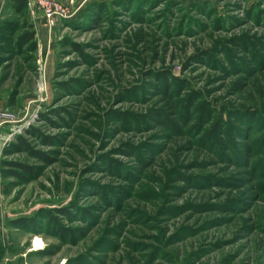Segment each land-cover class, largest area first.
<instances>
[{
  "label": "rangeland",
  "instance_id": "obj_1",
  "mask_svg": "<svg viewBox=\"0 0 264 264\" xmlns=\"http://www.w3.org/2000/svg\"><path fill=\"white\" fill-rule=\"evenodd\" d=\"M55 1L69 19L46 48L29 9L0 39V112L17 122L0 209L37 230L11 233L14 253L264 264V0ZM23 26H35V50H18ZM18 136L45 160L14 148Z\"/></svg>",
  "mask_w": 264,
  "mask_h": 264
},
{
  "label": "trees",
  "instance_id": "obj_2",
  "mask_svg": "<svg viewBox=\"0 0 264 264\" xmlns=\"http://www.w3.org/2000/svg\"><path fill=\"white\" fill-rule=\"evenodd\" d=\"M197 5V4H196ZM106 5H101L99 6V11L100 10H104ZM254 7L257 6L256 4L253 5ZM252 6V7H253ZM251 8H249V11H251ZM5 9H10V11L12 13H15L17 15H23L25 14V12L29 9L28 6V0H8L5 6ZM255 9V8H254ZM30 10V9H29ZM12 22L10 21H3L0 24V39H1V33L8 31V30H16V31H20V29H22V27H20L17 23L11 25ZM26 28L27 31L24 32L23 34H21L18 39H17V48L18 50H22L24 47L29 46L31 49H36L38 46L37 43V30L35 31V26H31V27H26L23 26V28ZM24 28V29H25ZM57 116H59V114L56 113ZM230 121V119H228V122ZM160 123H162L161 121H159ZM219 122L223 125H226L228 122H225L223 119V116H219ZM24 135L28 136V137H40L39 135V131L33 128H30L29 130L24 132ZM16 141L18 142L14 148H16L17 150L22 149L24 151H27L29 154L35 155L37 156L39 159L45 160L44 155H42L41 153H34L33 150L31 149V146L28 142V140H26L25 136H18L16 137ZM21 169L27 170V168H25L24 166H18ZM12 175L15 176H19L18 174H14V173H10ZM61 214L63 215H68L65 211L60 210ZM51 214V213H50ZM51 216V215H50ZM51 220H49L50 224L51 222L56 225L57 222L55 220V218L50 217ZM36 223L35 221H33V219H18V220H12L11 222H9V226L14 228V229H18V230H23V231H29L31 233H37V230H33L35 227ZM57 228H60V232L62 233H67L69 231L63 229L62 227H60L58 224L56 225ZM31 229V230H29ZM61 234V233H60ZM40 254L42 255H48L45 251L40 252Z\"/></svg>",
  "mask_w": 264,
  "mask_h": 264
},
{
  "label": "crops",
  "instance_id": "obj_3",
  "mask_svg": "<svg viewBox=\"0 0 264 264\" xmlns=\"http://www.w3.org/2000/svg\"><path fill=\"white\" fill-rule=\"evenodd\" d=\"M7 1L8 0H5V2H3V0H0V5L2 7H5ZM5 11L6 12L3 14V16H1V19L4 20L0 21V24L3 21H5V19H7L10 15H12L10 9H5ZM35 11L36 12L34 13V21L38 32V37L40 39V45L44 49V47L46 48V45L48 44V38L50 36V32L45 27V19L43 14L39 10H35ZM9 129H11V127L9 126H5L2 129H0V154L5 145L4 143L5 138L11 131ZM0 181H1V173H0ZM16 232L19 231L10 227L8 223H6V221L4 220L3 212L0 209V264H15V261H17L18 259H21L20 264H23V261L24 264H28L27 263L28 257L32 253H35V251H37L33 249V252L30 251L31 253L27 252L20 255L15 254L12 247L13 245L11 243V233H16Z\"/></svg>",
  "mask_w": 264,
  "mask_h": 264
},
{
  "label": "built area",
  "instance_id": "obj_4",
  "mask_svg": "<svg viewBox=\"0 0 264 264\" xmlns=\"http://www.w3.org/2000/svg\"><path fill=\"white\" fill-rule=\"evenodd\" d=\"M3 2H5V0H3ZM28 6L32 12L39 10L43 14L45 27L49 30L50 34H52L57 23L69 19L67 9L55 0H28ZM16 123L15 118H13L9 113L0 112V129ZM12 129L11 132H14ZM12 136L13 134L9 135V137Z\"/></svg>",
  "mask_w": 264,
  "mask_h": 264
},
{
  "label": "bare ground",
  "instance_id": "obj_5",
  "mask_svg": "<svg viewBox=\"0 0 264 264\" xmlns=\"http://www.w3.org/2000/svg\"><path fill=\"white\" fill-rule=\"evenodd\" d=\"M43 247V242L40 239H36L34 242V248L35 249H41Z\"/></svg>",
  "mask_w": 264,
  "mask_h": 264
}]
</instances>
